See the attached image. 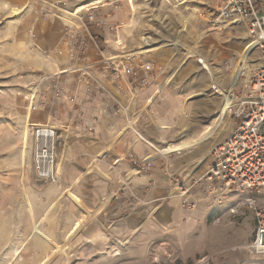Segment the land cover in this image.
Returning a JSON list of instances; mask_svg holds the SVG:
<instances>
[{
	"label": "crops",
	"instance_id": "0c3cea01",
	"mask_svg": "<svg viewBox=\"0 0 264 264\" xmlns=\"http://www.w3.org/2000/svg\"><path fill=\"white\" fill-rule=\"evenodd\" d=\"M33 2L0 0V77L6 79L12 74L11 37H19L27 44L28 25L32 26L30 31H35L37 48L33 50L37 60L34 64L24 60L16 65L22 68L16 77L22 86L32 85L35 81V75H23L25 71L52 73L58 66L64 67L68 55L58 10L54 16L39 14L42 6L38 7L40 9L31 7L35 9H30L31 14L22 11ZM13 8H18L23 15L19 13L14 17ZM123 19L124 13L115 17L116 21ZM105 30L100 34L107 44H111L115 41L111 38L112 32ZM124 51L114 45L113 54L108 56L115 53L117 56ZM134 51L143 52L141 49ZM170 53L172 55L171 50L161 49L143 55L156 67L165 68L166 74L137 95H120L111 83L108 88L115 95H103L95 101L84 93L78 95L84 123L96 118L93 133L87 132L84 124L73 123L74 119L71 120L69 115L72 111L70 105H57L55 115L48 110L30 112L26 99L30 93L28 90L24 95L3 98L18 107L20 123L0 129V141L7 144L6 152L9 153L5 154L9 156H0V234L3 236L0 255L22 258L26 245L30 243H63L75 225L82 221L87 225L83 228L85 241L98 245L101 252L103 247L110 249L107 258L117 264H123V260L150 259L153 251L159 253V258L164 256L168 259L166 261L179 264H236L234 254L230 257L228 253L222 258L218 255L223 250L235 248L237 229L251 227V210L242 206L233 214L231 210L237 204H224L219 208L203 187L192 190L190 198L195 207L187 209L178 188L162 169L167 162L180 179L191 185L205 173L215 143L221 142L219 139L215 141V95H201L209 87L206 79H189L191 74H187L189 81L182 88H167L176 77L175 69L179 66V61L162 63ZM199 59L205 61L198 56L197 62ZM188 68L189 71L195 70V64L189 63ZM118 107L124 109L114 114ZM29 124H53L58 128V146L64 147L57 155L58 185L44 184L34 171L31 136H28V128V134L25 131ZM26 134L27 143L24 141ZM170 148L175 151L164 153ZM25 149L27 154H24ZM13 151L15 155H12ZM129 152L137 158L158 157L154 170L137 173L124 160ZM71 195L78 199V203ZM59 205L68 206L66 223H61ZM79 206H82L83 215H87L83 220L77 216L82 211ZM215 211H219L217 215L223 220L222 225L213 222ZM37 226L39 229L51 228V235H44V232L35 235ZM61 228L68 229L66 235L55 231ZM52 250L53 255L54 247ZM113 252L119 255H112ZM48 253L24 258L44 260L49 257Z\"/></svg>",
	"mask_w": 264,
	"mask_h": 264
},
{
	"label": "built area",
	"instance_id": "2783aa9c",
	"mask_svg": "<svg viewBox=\"0 0 264 264\" xmlns=\"http://www.w3.org/2000/svg\"><path fill=\"white\" fill-rule=\"evenodd\" d=\"M174 2L188 8L192 5L210 7L209 22L233 30L237 26H245L249 42L245 49L248 54L236 69L230 88L224 91L216 85L212 87L224 100L223 112L218 115V120L221 119L219 125L226 116L231 123L228 136L212 149L205 173L187 185L167 162L162 167L163 172L178 188L187 209L193 210L195 207V202L190 198L195 187H203L206 194L214 199L241 198L231 213H237L242 206L253 211L255 230L251 248L256 254L264 255V203L261 200L264 194V0H216L215 6L208 5L204 0ZM59 3L51 7L59 10ZM81 10L83 8L70 13L80 20V24L65 31L68 59L64 67L58 66L52 73L38 75L26 99L30 112L48 110L57 115V105H70V119L76 121L73 123L84 124L85 130L93 133L96 118L84 123L78 95L84 93L94 101L103 95H115L109 90L108 83L120 95H137L155 85L166 69L145 60L143 53L108 56L100 51L104 55L102 59L91 60L90 55L87 56L88 48L91 43L96 47L98 45L92 41L93 35L86 23L104 27L107 22L90 9L83 14ZM120 27L112 25L109 31L118 35ZM115 44L120 50H125L121 41L117 40ZM198 62L208 72L203 60L199 59ZM123 109L118 107L113 113L118 114ZM28 129L33 141V168L37 177L45 183L58 185V128L53 124H29ZM157 159L152 155L137 158L131 152L124 156L132 169L144 174L154 170ZM213 222L221 224L222 220L216 217Z\"/></svg>",
	"mask_w": 264,
	"mask_h": 264
},
{
	"label": "rangeland",
	"instance_id": "374dc122",
	"mask_svg": "<svg viewBox=\"0 0 264 264\" xmlns=\"http://www.w3.org/2000/svg\"><path fill=\"white\" fill-rule=\"evenodd\" d=\"M33 1V4L26 5V9L22 11H28V13L31 14V10H35L32 8H38L39 6L41 8L42 6V9L38 8L40 9L38 10L39 14L45 13L47 15L49 12L48 10L52 8L51 5L60 2L58 10L60 18H58L61 23L62 33L64 34L62 38H66L65 31L67 28H74V25L78 26L80 24L78 18L70 15L74 10L80 11V9L83 8V10H81V14H83L87 13V9H90V11L95 13L97 17L106 20L107 25L104 27H99L96 23H86L87 28L93 35L92 41L96 42L98 45L96 47L93 45L94 43L89 42L91 44L88 48L87 56L90 55L89 58L91 60L99 61L102 59V56H104L103 54L112 55L114 45H116V49H119L117 44H115L117 40L121 41L122 46L126 50L121 53V55L124 53V56L138 54L134 51L138 49H141V51L143 50V52H141L143 55H146L147 53L152 54L161 49H163V51L171 50L172 55L171 53L166 55V57H164L166 59H163L164 62L162 63L171 64L173 61H179V66L175 69L177 72L176 77L167 88H182L189 79H201V81L206 79L209 87L208 89L206 88V91L201 92V95H215V141L216 139L222 141L223 138L229 134L231 120L226 116L221 125H219L220 122H217L218 115L223 108L224 100L222 96L212 90V87L216 85L224 91L230 88L232 77L235 75L236 69L242 63V54L245 52L246 46L249 42V35L245 26H237L234 30L231 28H220L208 20L209 12L212 10L210 7L203 6L195 8V5H192L191 7H193V9L185 8V6H178L176 2H174L175 0H131L134 8L131 7L130 0H100V3L98 4V0ZM204 1L210 6H215L216 0ZM12 6L15 7L14 5ZM54 10L50 11L53 16L55 13L58 14L57 10ZM133 12L136 13L135 16H133ZM12 13L13 16L18 15L20 10L18 8H13ZM119 13H124V19L122 21L115 20L116 15ZM29 14L27 16L28 18ZM20 15H23V13H20ZM137 16L139 17L137 18ZM112 25L121 26V29L119 30L120 33L118 34L119 37L116 38V36H114V39V34L110 33L112 34V40L115 41H112L111 44H107L105 38L100 34V31H103L104 29L109 30V27ZM31 27V25H28V31L25 36L28 40L27 44H25L24 39H22L24 41H20L19 37L13 36L11 37L12 39H10L12 50L11 62L13 63V67L11 76L6 79H3L2 76L0 77V129L9 124L18 125L20 123L19 111L17 110L18 107L8 104L3 98L7 95H24L32 86L31 84L22 86L21 83L16 80L17 75L22 71V68L19 69L16 66L19 61L26 60L28 63L34 64L37 60L36 53L33 50H36L37 48L35 45L36 38H33V33L35 34V31H30ZM100 51H102L103 54H101ZM117 54L120 55V53ZM93 56L98 58L94 59ZM167 56L170 57V59H167ZM198 56L205 59L208 72L198 64ZM66 59L68 58L66 57ZM191 62L195 64V70L193 71L188 70V64ZM34 71L36 72L38 70L31 69L28 72L25 71L23 75L27 73L30 77L35 75L33 77L35 80L41 73H35ZM187 74H191L189 79L186 78ZM212 75L213 77H211ZM19 88L20 91L18 90ZM21 89L23 90V93H21ZM27 128L28 127H26L25 131L28 134ZM30 139L33 145L32 137H30ZM2 142L3 141H0V156H9L5 155L9 154L6 152L8 151V146L5 142ZM216 143L218 144V142ZM216 143L215 146L217 145ZM63 148L64 147L57 145V155H59V151H62ZM15 154L16 152L13 151L12 155ZM44 184L49 183L44 182ZM66 194H68V192ZM236 197L237 196L216 198L215 206L220 208L224 204H227L228 206L237 204L241 198ZM261 197V200L264 203V194H262ZM79 207L82 210V206ZM70 212H72V210ZM83 212L84 211L82 210L80 213H77L78 218L82 220L85 218L84 216H87L83 215ZM59 213L61 223H66L69 218L68 206L59 205ZM218 213L219 211H215V218L220 217L217 215ZM250 213L252 217L251 227H245V229L240 227L241 229H237L234 243L235 248H228L219 252V257L222 258L223 255L230 253V257L232 256L231 254H234L236 264H264V255L256 254L251 248L254 239L255 218L253 211H250ZM222 224L223 220L221 224L215 225L219 226ZM39 230L42 235L45 233L44 235L47 236L48 234L51 235L52 232L51 228H41ZM67 230V228L55 229L56 232H63L65 235L67 234ZM41 234L35 233V235L39 236ZM83 234V228H81L80 231L71 236L70 239H65V241L60 244L30 243L26 245L27 249L26 252L22 253V258H8L6 254L3 253L0 255V264H117L107 258V251H110V249L103 247L104 250L101 252L100 248L97 247L98 245L96 246L86 242ZM2 239L3 236L0 234V240ZM53 247L54 254L52 255ZM47 253L49 254V257L44 260L24 258L27 255H47ZM112 255L119 254L113 252ZM163 257L159 258V253L153 251L150 259L140 261L123 260V264H179L178 262L166 261L168 259H164L166 257ZM203 263H206V261Z\"/></svg>",
	"mask_w": 264,
	"mask_h": 264
},
{
	"label": "bare ground",
	"instance_id": "6f19581e",
	"mask_svg": "<svg viewBox=\"0 0 264 264\" xmlns=\"http://www.w3.org/2000/svg\"><path fill=\"white\" fill-rule=\"evenodd\" d=\"M131 2V1H130ZM98 3H100V0H98V2H97V4ZM131 7L132 8H134V5H133V3L131 2ZM78 13V12H77ZM247 54H248V51L246 52H244L243 54H242V59H245V57L247 56ZM203 63L206 65V63H205V61H203ZM206 68H207V65H206ZM222 112H223V110H222ZM224 119V117L222 118V120ZM217 122H221V119L220 120H218V118H217ZM24 141H26V143H27V137H26V139L24 140ZM198 143V142H197ZM188 145V144H187ZM26 146V145H25ZM181 147V146H180ZM179 147V148H180ZM187 147H189V146H187ZM175 148V147H174ZM174 148L173 149H168V150H165L164 151V153H171V152H173V151H175L174 150ZM176 149V148H175ZM24 151V150H23ZM25 152H26V149H25ZM24 154H27V152L26 153H24ZM26 161V160H25ZM25 163V162H24ZM71 198L76 202V203H78V199L75 197V196H73V195H71ZM79 205V204H78ZM83 224V222L81 221H79L76 225H75V227L72 229V232L70 233V235H69V238L68 239H70V237L71 236H73V235H75L78 231H80V229L81 228H84V226L86 225L85 224V222H84V224ZM87 226V225H86ZM86 228V227H85ZM35 232L36 233H39V234H41V232H40V230H39V228H38V226L35 228ZM42 235V234H41Z\"/></svg>",
	"mask_w": 264,
	"mask_h": 264
}]
</instances>
